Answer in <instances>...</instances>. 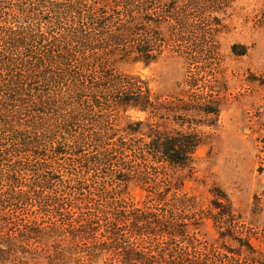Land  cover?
Instances as JSON below:
<instances>
[{
  "label": "trees",
  "instance_id": "obj_1",
  "mask_svg": "<svg viewBox=\"0 0 264 264\" xmlns=\"http://www.w3.org/2000/svg\"><path fill=\"white\" fill-rule=\"evenodd\" d=\"M236 1L0 0V264H28L20 244L52 241L58 264L72 263L80 243L92 246V262L211 264L186 240L185 197L171 175L188 167L199 136L149 123L188 104L163 101L146 79L118 66L180 58L196 68L183 81L198 91L191 110L218 115L226 92L217 81L220 37ZM129 111L147 119L120 132L116 117ZM104 167L115 171L99 190L89 174ZM130 183L171 193L174 204L155 192L137 207L121 192ZM262 197L264 188L252 210ZM6 210L30 214V225L4 217ZM41 218L51 222L42 226ZM61 238L71 250L56 248Z\"/></svg>",
  "mask_w": 264,
  "mask_h": 264
},
{
  "label": "rangeland",
  "instance_id": "obj_2",
  "mask_svg": "<svg viewBox=\"0 0 264 264\" xmlns=\"http://www.w3.org/2000/svg\"><path fill=\"white\" fill-rule=\"evenodd\" d=\"M220 43L224 66L217 81L220 78L225 81L226 92L216 116L203 117L191 110L198 91L185 87L183 81L193 78L196 68L191 65L188 69L180 58L167 56L146 68L119 65L118 69L139 74L163 101L184 98L188 104V111L173 117L149 119L156 129L163 125L170 133L194 132L201 142L192 153L188 167L174 169L171 173L175 178L172 184L179 187V196L185 197L186 240L200 248V258L205 262L253 264L252 260H264V197L259 209L252 210L254 196L264 188V0H237L231 4ZM199 82L204 87L207 78ZM146 119L143 113L129 111L119 114L116 124L121 132L128 126L135 127L134 122ZM145 128L142 126L141 130ZM114 171V168L104 167L89 174L92 180L97 177L100 181L92 186L102 190L104 183L110 181L105 179V174L112 175ZM121 192L137 207L143 206L147 197L155 199V192L163 196L167 206L175 201L171 193L154 185L145 192L130 183L121 188ZM226 206L230 213L223 215ZM159 207L161 204H156V208ZM25 213L2 212L4 217L29 226L30 214ZM49 222L50 218L40 219L42 226ZM52 242L49 247L40 244H20L19 247L28 250L24 254L28 264H58L53 257ZM55 243L59 251L70 249L66 238L57 239ZM91 249V245L81 243L74 246L70 264H110L107 257L92 262L88 256ZM16 255L19 253L13 256Z\"/></svg>",
  "mask_w": 264,
  "mask_h": 264
}]
</instances>
